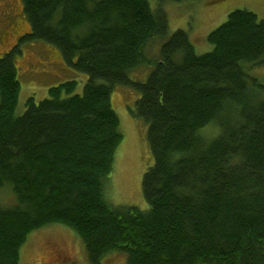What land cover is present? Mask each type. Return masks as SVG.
<instances>
[{"label":"trees","instance_id":"trees-1","mask_svg":"<svg viewBox=\"0 0 264 264\" xmlns=\"http://www.w3.org/2000/svg\"><path fill=\"white\" fill-rule=\"evenodd\" d=\"M169 1L23 0L31 30L0 55V190L16 196L0 207V264H21L29 236L54 224L80 236L90 264L112 253L127 264H264V83L248 72L264 64V19L231 12L199 54L186 30L169 35ZM32 39L88 79L81 93L73 79L30 96L18 115L16 56ZM151 64L146 81L131 78ZM117 85L140 93L133 113L149 125L147 211L107 197L123 140Z\"/></svg>","mask_w":264,"mask_h":264},{"label":"rangeland","instance_id":"rangeland-1","mask_svg":"<svg viewBox=\"0 0 264 264\" xmlns=\"http://www.w3.org/2000/svg\"><path fill=\"white\" fill-rule=\"evenodd\" d=\"M169 16V35L179 29L186 30L195 45L196 52L203 54L213 49L208 35L223 24L231 12L248 9L264 19V0H193L165 4ZM31 25L25 14L23 0H0V55L12 50L21 37L30 32ZM163 44L155 38L145 52L151 60H158ZM22 53L16 56V66L21 82L20 99L16 114L22 115L26 102L34 96L39 102L49 95V89L68 80L78 81L81 93L88 79L68 66L59 48L49 42L32 39L21 44ZM154 66L141 65L131 71L136 81H146ZM264 83V64L248 70ZM140 93L131 87L117 85L112 93V104L120 117L123 140L118 148L114 170L106 181L108 198L114 205L136 206L144 211L150 206L145 198L143 180L154 157L149 143L148 123L134 115ZM208 137L218 134L217 126L203 130ZM107 195V194H106ZM16 196L10 187L0 190V207L12 206ZM104 264H127L124 255L112 253ZM21 264H90L87 247L80 236L67 226L54 224L33 232L21 249Z\"/></svg>","mask_w":264,"mask_h":264}]
</instances>
